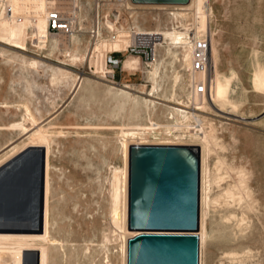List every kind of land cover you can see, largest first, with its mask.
<instances>
[{
  "label": "rangeland",
  "instance_id": "rangeland-1",
  "mask_svg": "<svg viewBox=\"0 0 264 264\" xmlns=\"http://www.w3.org/2000/svg\"><path fill=\"white\" fill-rule=\"evenodd\" d=\"M42 1L0 0V171L31 148L42 146L46 155L43 229L0 221V264H122L124 237L112 220L111 194L114 169L125 165L124 135L138 132V143L175 142V133L191 129L171 107L184 89L175 75L183 68L175 60L180 45L165 36L168 47L143 64V75L125 74L122 82L131 87L123 90L83 58L94 45H113L91 38L95 1L67 0L76 10L80 5V29L66 44L44 33L42 11L52 4ZM70 7L61 9L76 21ZM165 7H140L139 25H163V16L156 18ZM206 10L211 58L221 76L233 79L231 101L217 105L234 115L211 104L204 109L198 97V110L186 108L198 134L212 136L203 264H264V86L255 83V72H264V0H208Z\"/></svg>",
  "mask_w": 264,
  "mask_h": 264
},
{
  "label": "water",
  "instance_id": "water-1",
  "mask_svg": "<svg viewBox=\"0 0 264 264\" xmlns=\"http://www.w3.org/2000/svg\"><path fill=\"white\" fill-rule=\"evenodd\" d=\"M142 5H185L190 0H131ZM191 146L141 144L129 148L127 264H199V164ZM45 148L27 150L0 171V221L43 229Z\"/></svg>",
  "mask_w": 264,
  "mask_h": 264
},
{
  "label": "built area",
  "instance_id": "built-area-1",
  "mask_svg": "<svg viewBox=\"0 0 264 264\" xmlns=\"http://www.w3.org/2000/svg\"><path fill=\"white\" fill-rule=\"evenodd\" d=\"M95 1V16L93 25L90 30L91 38L96 41L111 38L116 39L120 31H127L129 39L124 51H111L107 55L106 63L109 67L106 78L113 84L122 85L123 62L127 55L139 56L144 65L150 66L157 57L160 51L168 47V42L165 40L163 30H184L186 32L189 46L191 47L190 65L185 66L182 61V51L187 45L183 44L180 47H174L175 60L177 65L183 68L178 70L180 73L179 81L184 88L181 92V101L177 104L189 108L193 106L195 110L198 108L194 105L193 99L196 97H210L211 81L208 72L211 68V31L199 30L198 24L194 19L195 9L192 6H182L168 4L165 5L163 11L157 13V18L160 20L161 15L164 18V24L156 29H144L138 21L139 15L145 11H141L142 4H134L131 0H94ZM113 5L108 8L105 16L104 9L108 5ZM79 13H80V7ZM144 9V8H143ZM9 11H11L9 9ZM79 20V17H78ZM47 29L50 34L71 35L79 32L80 26L72 14L65 12L57 4H52L47 8L46 14ZM79 28V29H78ZM188 47V46H187ZM116 70L119 72L117 76ZM181 71V72H180ZM202 74L201 79L198 75ZM193 104V105H191Z\"/></svg>",
  "mask_w": 264,
  "mask_h": 264
},
{
  "label": "bare ground",
  "instance_id": "bare-ground-1",
  "mask_svg": "<svg viewBox=\"0 0 264 264\" xmlns=\"http://www.w3.org/2000/svg\"><path fill=\"white\" fill-rule=\"evenodd\" d=\"M45 1L46 0L42 1L43 4H45ZM67 2H68L67 0H50L51 4H57V6H59L60 8H64V9H67L68 7H70ZM207 2H208V0H190V2L188 4L182 5V6H193L194 7V9H195L194 19L197 22L198 28H199L200 31L201 30H205V29L209 30V14H208V11L206 10V3ZM165 5H168V4H163V5H159V6H165ZM48 7H49V5H48ZM48 7L47 6L44 7L43 11H42L43 12V25H44V30H45L44 33H46V34L47 33L50 34V32L47 29V21H46V14H47V8ZM79 7H80V5L77 7V10L74 7H70V9L74 10L73 14L75 16H76V13L78 14L77 18H76L77 22H78V17H79V14H80L79 13V9H78ZM174 30H178V29H174ZM162 32L164 34V37L167 36L166 39L169 37L168 39L171 40L174 43L173 45L177 46L179 44L181 46V45L185 44V45L188 46V47L186 46V48L182 51V57H183L182 61H184L183 63L189 62V64H187V66H189L190 65V56H191V47L189 46L190 42L186 41V39H187L186 32L184 30H179V31L163 30ZM74 34L75 33H73L71 35H64V34L60 33V34H50V35H59V36H61L63 38L62 42L64 44H66L67 43L66 41H69V39ZM128 39H129V33L127 31H124V30L120 31L116 39L107 38V39L98 40V41H110V42H112L113 43L112 48L102 49V48H100V46L94 45V47L91 50V53L92 52H105L106 55H108V53L111 52V51H124L125 48H126ZM166 41H168V40H166ZM89 53H86L83 56V58L87 59V57H89ZM137 57H139V56H136V55H132V56L131 55H127L126 56V58H125V60L123 62V66H122L123 73L129 74V75H136L138 72H140L141 75H143V63H142V60H141V64L140 65H136V58ZM106 60H107V56H106ZM94 66L96 68H103V63H96ZM155 69H156V67L154 66V69H153V72H152L154 80H156ZM255 73H256L255 74L256 86L257 87H263L264 86V72H261V73L255 72ZM175 75L179 79L180 73L176 72ZM100 76H102V75H100ZM103 76L106 77L107 74L103 75ZM208 76H209V79L211 81L210 97L207 98V97L199 96L198 97V98H200L199 101H201V99H202V101L204 102V103L199 104V105L202 108H204V109L206 108L207 109V107L211 104L212 106L214 105L213 107L215 109H217L219 112L228 113L230 115L231 114L234 115V113H232V112H230L228 110H226V111H228V112H226V111H224V109L222 107H218V105H217L218 103H220L222 105L223 102L231 101L230 100V91L232 89V80H233L231 78V76H229V77L228 76H224V77L221 76V74H220V72L218 70V66H217V59L211 58V68H210V71L208 72ZM202 77H203L202 74L198 75L199 79H201ZM111 84H113V83H111ZM113 86H115V85L113 84ZM115 87H120L123 90L124 89H130L131 84H129V83H124L122 85H117L116 84ZM150 96L154 97L153 94H151V93H150ZM150 101H151V103L155 102L154 99H151ZM176 105H179V106H176ZM176 105H173L171 107L178 114H182L183 115V117L186 120L185 122L187 124L186 128H188V129L191 128L188 131V133L182 131L181 129L180 130L182 132L179 130L180 132L178 131L177 133H175V136H177L179 141H175V142H170V141L157 142L156 141V142H152V143H147V142H139L138 143V142H135V139L138 138V136H140V134L138 132L128 131L124 135V139H123V143H122L123 146L122 147H123V150H124L125 165H124V167L122 169H120L118 167H115V169H114V175H113L114 178H113V181H112V183L114 182V188H113L114 189V194H111V195H113L112 197L114 198L113 199L114 207L111 205L113 207V209L111 208L112 211H113V214L111 212V214L113 215V219L112 220H114L113 222H115V224L121 229L123 237H124L123 242H122L123 243L122 244V251H123L122 264H127L128 239L130 237L135 236L138 233H141V232L136 231V230H131L128 227V216H129V206H128V197H129V148L131 147V145H136V144H138V145H141V144L169 145V146H177V147L191 146L193 148V153L191 155H188L186 150H179L178 149L177 151L180 152V154L183 153V155L182 154L181 155L184 156V158L187 159L188 163L190 164V168L189 169L191 170V172L193 174H195V171H196V166H195V161H194V154L196 153L195 148L196 147L199 148V151H200V164H199L200 225H199V231L195 232V233H197L199 235V237H200V264H203V247H204L207 235L209 233L207 231V229H206L207 227L205 225V217L206 216H204L205 212L203 210V206H204V204L208 205L210 203L211 199H212L209 194L208 195L205 194V188H204V184H205V182H204L205 181L204 172H205V164H206L205 162L207 160L205 155H206V153L207 154L209 153V149H212V147L209 148V144L211 142V137L212 136L205 135V136L201 137L198 134V132L192 127V123L190 122V118L191 117L194 118L195 116L193 117L192 114H191V117L188 116V114L190 112H189V110L184 108L185 106H183V105L180 106L181 104H176ZM204 105H206V106H204ZM222 106H224V105H222ZM231 107H233V105ZM236 110H238V109H236ZM179 127L181 128V126H179ZM175 131H177V130H175ZM184 134H188L192 138H195V139L198 138V139H196V142H186V141H184L185 140ZM210 174H211V172H210ZM211 176H210V178H211ZM210 182H211V180H210ZM112 186H113V184H112ZM208 192H210V191H208ZM207 198H209L208 201H207ZM111 202H112V200H111ZM206 214H207V211H206Z\"/></svg>",
  "mask_w": 264,
  "mask_h": 264
},
{
  "label": "crops",
  "instance_id": "crops-1",
  "mask_svg": "<svg viewBox=\"0 0 264 264\" xmlns=\"http://www.w3.org/2000/svg\"><path fill=\"white\" fill-rule=\"evenodd\" d=\"M95 54H102V55H104L105 56V61H100V60H98V61H94L93 60V57H94V55ZM106 53L105 52H90V55H89V60H90V64L95 68V72L98 74V75H106L107 74V72H108V69H109V67H108V65H107V63H106ZM141 59L139 58V57H137L136 58V65H140V63H141V61H140ZM96 63H103V68H96L94 65L96 64ZM125 74L126 73H124L123 75L125 76ZM127 76H140L141 75V73L140 72H138L136 75H129V74H126Z\"/></svg>",
  "mask_w": 264,
  "mask_h": 264
}]
</instances>
